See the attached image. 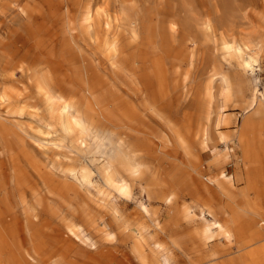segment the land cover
Segmentation results:
<instances>
[{"label":"rangeland","instance_id":"obj_1","mask_svg":"<svg viewBox=\"0 0 264 264\" xmlns=\"http://www.w3.org/2000/svg\"><path fill=\"white\" fill-rule=\"evenodd\" d=\"M88 10L92 22L86 18ZM106 17L110 26L105 25ZM106 38L117 40L119 58L107 54ZM244 38L257 47L237 51L223 46L224 39L242 43ZM248 55L253 56L252 68L244 64ZM212 67H220L228 83L212 84ZM87 69L96 76L94 81L92 76L85 80ZM91 85L95 89L90 87L94 91L88 94ZM41 86H55L53 94L73 99L79 112L95 121L90 122L93 128L111 131L140 152L142 161H151L152 173L134 180L127 196L108 189L97 157L89 154L96 139L84 146L75 133L64 132L56 122L59 105L45 97ZM4 90L9 98H0V206L22 225L30 214L38 215L41 242L36 253L25 243V234L20 235L22 249L32 256L30 264H52L49 255L55 252L66 254L73 264H141L125 233H119L123 218L144 230L149 248L159 244L156 250L144 249L148 256L165 254L169 264H209L189 263V258L218 248L221 252L212 262L264 264V259L245 260L264 243V225L257 223L258 216L241 211L249 206L264 218V184L248 183L253 170L241 160L234 135L253 119L247 108L254 99L263 103L264 111V0H0V91ZM209 102L213 112L206 120ZM113 105L126 106L130 119ZM204 129L210 132L208 141L202 139ZM179 161L182 180L173 188L172 200L147 198V180L166 181L167 172ZM82 167L90 174L86 182L80 177ZM222 171L232 180L229 197L207 181ZM102 193H110L116 212ZM202 202L221 209L231 222L228 239L208 242L191 237L183 241L189 249L184 252L170 237L202 227L209 219L203 216ZM142 203L147 205L144 210ZM83 210L96 215L99 223L89 231L92 245L65 228L67 218L84 226V218H79ZM11 237L12 242L19 239ZM10 245L0 247V264H13Z\"/></svg>","mask_w":264,"mask_h":264},{"label":"bare ground","instance_id":"obj_2","mask_svg":"<svg viewBox=\"0 0 264 264\" xmlns=\"http://www.w3.org/2000/svg\"><path fill=\"white\" fill-rule=\"evenodd\" d=\"M89 1H91V3H92L93 0H89ZM103 10H105V8ZM93 11H94V9H93ZM105 12H108V11L106 10ZM110 15L111 14H109V16ZM99 17H102V16L100 15ZM86 18H87V20L92 22L93 13L91 10H88V12L86 13ZM101 22H100V24H102ZM109 24L110 23L108 22V17H106L105 25L108 26ZM203 24H205V23L203 22L202 25ZM195 25H197V24H195ZM205 26H207V24H205ZM116 35H114V36H116ZM114 36H113V38H114ZM113 38L112 39L111 38L105 39L104 43L106 44V48L109 51V52H107V51L106 52H107V54L110 53L111 58H119V49H118L117 40H116V39H118V37H116V39H113ZM244 39L246 42H242V43L237 42V41L234 42L232 40L224 39L223 46L227 49H232V50L236 49L237 51L241 50L243 46H245L247 48H251V51L253 50L254 47H257V43L253 42L251 39H249V38L248 39L244 38ZM118 44H119V40H118ZM74 56H71V57H74ZM253 56H254V54H253ZM253 56L248 55L245 58L244 64L246 67L252 68V62H253L252 57ZM75 58H72V59H75ZM3 67H6V65H4ZM16 67L20 69V66H16ZM213 67L209 72V77H210L211 83L213 84L216 81L228 83V78H227L226 74H224L220 70V67H217L216 69H214ZM85 70L86 69H83L84 72H85ZM89 70H91V69H89ZM89 70L87 72L90 73ZM92 73L93 72L91 71V73L89 74V80H88V77L85 79L87 82L90 81V78H91L90 76L93 77L92 80L95 79L96 76L92 75ZM9 76H11V75H9ZM49 80H51V79H49ZM46 81H48L47 78H46ZM101 82H103V81H101ZM104 84L106 85V83H104ZM172 85H173V83H172ZM51 87L55 88V86H51ZM51 87L48 90L49 87L44 88L43 86H41V89L44 90L46 98H49L50 100L53 99V100L57 101V103L59 105V107H58L59 111H58V115L56 117V122L60 125V127L62 126L66 130V131L64 130V132L67 133V131H68L69 134H70V132L75 133L77 140H79V142L84 146H86L85 144H87L90 139H93V138L96 139L95 140L96 143H94L95 144L94 148L90 150L89 154L92 153L93 157H97L96 160H98V163H99L98 167L101 171V175L103 176L102 178H104L103 180H104L105 186L108 189L113 190L114 192L118 193L119 195H125V196L129 195L130 190H131V186H132L134 180L138 179L139 177L146 176V175H149L150 173H152L151 161H142L141 154H137L140 152L136 153V151H134V149H132V147L130 145H128L126 141L122 140L120 137H117V136L115 137L111 131L106 130L104 128H98V129L93 128L94 126H92L91 123L94 124L95 121L94 122L90 121L91 122L90 123L88 121L90 118L87 120L79 112V110L77 108V104L73 99H68L69 97L67 98L63 95L53 94ZM90 87L92 88V85L87 87V89H89V91H86V92H88V94H91L90 93V91H91ZM94 87H95V85H94ZM94 87L92 89H95ZM99 87H102V86H99ZM102 88H100V89H102ZM174 88H176V87H174ZM96 90H97V88H96ZM103 90H104V88H103ZM164 90H165V88H164ZM93 91L94 90H92L91 92H93ZM167 94L168 93H165L163 95H167ZM113 95H114V93H113ZM112 97H111V99H112ZM162 97H160V98H162ZM0 98L4 101L8 100L9 97H8V94L5 92V90L0 91ZM87 98H89V97H87ZM91 98H95V97L92 96ZM113 98H115V97H113ZM82 99H83V97H82ZM115 99H119V98H115ZM163 99H165V98H163ZM84 100L87 101L86 99H84ZM85 101H83V102H85ZM92 101H94V100H92ZM104 102L108 103L109 101L104 100ZM119 102L121 104L123 103L121 100ZM119 102H117V103H119ZM120 103H119L118 107H120V105H121ZM83 105H85V104H83ZM88 106L91 107V105H89V104H88ZM90 107H88V108H90ZM114 107H112V109H114ZM116 107H115V110L119 111L121 114L126 116L125 118H127V116L129 118V111H128V108L126 109V106L124 108H122L123 107L122 106L119 109H118V107L116 109ZM91 108H90V112H91ZM94 110H96V109L94 108ZM251 110H252V113H251L252 115L251 114L250 115H251V117H253V119H251L247 122H244L239 127V129L237 131H235L234 135H235L237 143H238V150L240 152L241 160L244 163H246V165L249 168H251V170H253V174H249L247 176L248 183L249 184L262 185V184H264V166H263V164H264V111H263V103L260 100L254 99L250 103V105L248 106L247 112L251 111ZM92 112H95L94 114H97L96 113L97 111H92ZM98 112H99V110H98ZM212 112H213L212 102H209L207 104V106L205 107V111H204L205 117L204 118L206 120H209L210 114ZM106 113H108V112H106ZM111 114L114 115V112L109 113V115H111ZM107 117H108V115H107ZM107 117H106V120H108L110 116L108 118ZM248 118H250V117L248 116ZM254 118L260 119V122L254 124V122H255ZM188 129H189V127H188ZM201 135H202V139L204 141H208V138L210 136V132L207 129H204L202 131ZM161 136H162V138H164L165 135L163 134ZM175 138L178 141V143H180V141H181L180 134H177ZM145 139H146V137H145ZM92 154L89 156H92ZM182 164H183L182 161H179L177 163L175 162L173 164V167L166 174V177H167L166 181H160L159 179L156 180L155 177L149 178L147 180V182L145 183V190L147 192V198H156V199H161L165 202H170L172 200V197H173V195L171 193L173 191V188L176 187V185H178L182 180V175L180 173ZM36 171H37V169H36ZM75 171L76 170H74V172ZM70 172H72V174L74 173L72 170H70ZM79 173H80V177L82 178V180L84 182H86L87 178L90 176L89 172L82 167V168H80ZM66 174H68V173H66ZM70 174H68V175H70ZM77 174H78V172H77ZM75 175H76V172H75ZM17 180H19V179H17ZM45 181L47 182L48 180H45ZM83 181H80L82 186L84 184ZM207 181H208L209 185L214 186V191H216V192H218L224 196L229 197L228 191H229L230 187L232 186V180H231L230 175L228 173L222 171L221 174L214 175L212 177H208ZM18 182L20 183L21 181H17V184H18ZM15 183H16V181H15ZM48 183H50V181H48ZM2 184H3V182H2ZM50 185H51V183H50ZM53 185H51V186H53ZM46 186L50 187L49 184H47V183H46ZM65 186H66V184H65ZM28 187H29V185H28ZM54 187H56V186L54 185ZM205 188H206L205 190H208V187H205ZM64 189H66V187H64ZM64 189H63V191H64ZM166 189L168 190V193L164 194L163 192ZM189 190L193 191L194 189L191 188ZM51 191H52V189H51ZM263 192H264V188H263ZM64 193H66V190ZM109 194L110 193H104L101 198H107L108 205L112 208L113 212H116L117 209L114 206L113 199L111 198V196ZM5 198H7V197H5ZM146 206H147L146 203H142V205H141L143 210L146 209ZM200 206H202V209H203V216H205V217L207 216L209 218L208 220L203 222L202 227L193 228L189 232L175 233L170 237L171 244L175 247L180 246L181 248H183L184 252H188L189 249H188V247H186V245H184L183 241L190 240L191 237H194L197 239H202V240L208 241V242L209 241L227 240L228 239L230 229H231V222L228 219L223 217V211L221 209L216 210L210 204H207L205 202L204 203L202 202L200 204ZM185 211L187 213H190L189 210L187 211V209ZM241 211H242V213H245V214L258 216L259 220L257 223L264 225V218L261 215H259V213L255 212V210H253L249 206H245V207L241 208ZM80 215H82V216H80ZM80 215H79L80 216L79 218L83 217L85 220V224H84V222L82 223V225L84 224V226L77 225V224H75V222H73V221L69 220V218H67L68 220L65 219L67 222L64 223L65 228L68 231V233H70V235L77 237L82 243H84L86 245H92L91 239L89 236V231L94 229L95 225H97V224L99 225V223L97 222V216L93 215V213L91 214L88 211H84V210L82 211V214H80ZM16 219H17V217H16ZM16 219L14 217L12 219L11 215L6 214L4 212V209H2V207L0 206V247H1V249H3L4 244H7V246L9 244H11V245L13 244L14 251H12V252H14L15 254H14V257L12 259V263L13 264H16V263L17 264H30L32 256L29 254L30 253L29 251L22 249L23 239H20V235L22 232L25 234V237H24L25 243L28 244L29 246H32L30 249L32 253H36L39 249L38 247H39L40 242H41V239H40L41 238V236H40L41 228H39L40 225H39V221H38V215L35 212L30 214L25 219L26 222H24V225L19 224ZM81 221H83V220H81ZM119 227H120L119 233H125V235L127 236L126 240L130 242V250L137 256V258L141 262V264H169L168 259H167L165 254H159L158 256H155V255L151 256L150 255V257L148 256V253L145 252L144 249L148 248L149 250L150 249L156 250V249H158L159 244L157 242H154L152 244L151 248H149V245L147 244V240L144 237V230L142 228L136 227L135 225L130 223L129 220H127L125 218L120 219V226ZM98 231H103V230H98ZM105 234L108 235L109 233L105 231ZM11 235H13V236L17 235V238H19V239L12 242L11 239H13V237H11ZM186 238H189V239H186ZM45 242H47V241H45ZM66 245L67 244H65V245L63 244L62 246H64V248H65ZM46 247H49V246L46 245ZM50 248L49 249L47 248V249L50 250ZM59 248H61V247H59ZM11 250H12V248H11ZM42 252H44V251H42ZM220 252H221V249H219V248L214 249L211 252H209L203 256H198L196 258H189L191 260V262L188 261L189 259L187 261L189 263H195V262L207 260V261H209L208 262L209 264H227V263H220V262H216V261L212 262L213 259ZM55 253H53V254L51 253L52 255H49V258L50 259L52 258V264H73L70 260L67 259L66 254H64V253H60V254L56 253L55 254ZM43 255H44V253H43ZM247 258L249 260H251L252 262H255L258 259H260V261L262 259H264V243L260 244L256 251L255 250L251 251L249 253V255L246 257V259L245 258L244 259L248 260ZM47 259H48V257H47ZM185 259H187V258L185 257ZM33 260H35V259H33ZM178 263H180V262H178ZM183 263H184V261H183Z\"/></svg>","mask_w":264,"mask_h":264}]
</instances>
